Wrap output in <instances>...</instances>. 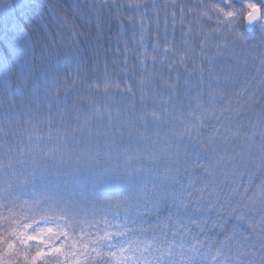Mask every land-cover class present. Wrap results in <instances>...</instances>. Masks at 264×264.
I'll use <instances>...</instances> for the list:
<instances>
[{"label":"snow or ice","instance_id":"obj_1","mask_svg":"<svg viewBox=\"0 0 264 264\" xmlns=\"http://www.w3.org/2000/svg\"><path fill=\"white\" fill-rule=\"evenodd\" d=\"M34 12L0 0L25 45L0 64V221L45 245L33 264H264V51L213 53L186 0ZM64 176L74 200L25 198ZM26 208L63 221L46 229L56 243L22 230Z\"/></svg>","mask_w":264,"mask_h":264},{"label":"clouds","instance_id":"obj_2","mask_svg":"<svg viewBox=\"0 0 264 264\" xmlns=\"http://www.w3.org/2000/svg\"><path fill=\"white\" fill-rule=\"evenodd\" d=\"M25 4H30L35 8L34 16L35 19L39 16L42 11V5L45 0H22ZM103 3V0H61L62 7L71 16V9L73 6H87L92 3ZM200 4V21H215L213 27L208 28L206 31L208 38L212 42L213 53H225L229 49L237 44H260L264 45V0H242V6L236 7L233 0H199ZM259 26L260 38L257 40L256 35L248 37L245 36L243 29L251 28L254 24ZM74 23L73 20L69 19V24ZM204 25V24H203ZM0 30L6 31L11 34L16 40V52L12 58V61L16 60L18 54H21L24 50L23 38L14 32V29L9 26L6 22V18L0 16ZM28 35L27 33L25 34ZM29 39L35 42L38 46H44L39 36V32L34 33ZM61 57V72L71 73L72 72V54L65 55L63 49L59 50ZM81 56L87 55V50L80 53ZM220 59L225 57L220 56ZM9 62V66L11 67ZM5 213V217H7ZM32 214L23 215L17 217L21 224L30 223L31 227H25L22 230L29 235H42V238L46 242L56 243L57 238L54 233H48L47 228H55L57 223H63V221H57L56 219L45 220L42 216L37 213L35 219H29ZM38 221V222H37ZM20 225L16 223H9L7 219L0 221V237L5 241L15 240L17 250L10 252L7 247V243L0 244V264H33L32 257L38 249H42L45 245H41L37 241H24L22 244L20 240H16L12 235L11 230L19 228ZM30 230V231H29ZM28 254V259H25L24 254ZM55 257H46L40 260L39 264H56ZM62 264V261H61Z\"/></svg>","mask_w":264,"mask_h":264},{"label":"trees","instance_id":"obj_3","mask_svg":"<svg viewBox=\"0 0 264 264\" xmlns=\"http://www.w3.org/2000/svg\"><path fill=\"white\" fill-rule=\"evenodd\" d=\"M186 1L187 3L188 1L192 2L191 0H186ZM210 26L212 27V25ZM204 27L207 28V25H204ZM244 34L246 35L245 32ZM15 52H16L15 38L11 34L7 33L6 31L0 30V64L5 63V61L11 62V59L15 55ZM249 58L250 57H248V60ZM247 66H249V64ZM47 183L49 185L48 188H45L42 184L38 185L35 188V190H33L30 187L28 189V195L25 198H31L33 195L37 197L45 196V195H54L55 197L63 199V200H69V199L74 200L76 198L73 195V181L69 179L67 176L61 177L59 179H57L56 177H49ZM55 185H60V188L54 191L53 187ZM65 185L67 187H65ZM35 211H36L35 209H32L30 211L29 209L26 208L23 210L22 215H29Z\"/></svg>","mask_w":264,"mask_h":264},{"label":"rangeland","instance_id":"obj_4","mask_svg":"<svg viewBox=\"0 0 264 264\" xmlns=\"http://www.w3.org/2000/svg\"><path fill=\"white\" fill-rule=\"evenodd\" d=\"M192 2H190V1H188V3L189 4H191V5H193V6H196L197 7V11H200V4H199V0H191ZM186 3H187V1H186ZM233 3L235 4V6L236 7H241L242 6V0L241 1H238V0H233ZM203 24L204 25H207V28L206 27H204L205 28V30H207L208 28H210L211 26L210 25H212V27L215 25V21L213 20V21H203ZM243 31H244V29H243ZM254 35H256V37H257V40H259V38H260V34H259V26H257L256 28H255V30L253 31V32H251V33H249V34H246L245 36H248V37H251V36H254ZM250 44H251V42H250ZM257 45V49L255 50L256 51V53H257V55L261 52V51H264V46H262V45H260V44H256ZM243 58V57H242ZM249 60H251V61H249ZM249 60H248V64H249V66H247L248 67V69L251 71L253 68H254V66H255V62L251 59V57L249 58ZM257 63H258V60H257ZM247 64V65H248ZM30 231V230H29Z\"/></svg>","mask_w":264,"mask_h":264},{"label":"water","instance_id":"obj_5","mask_svg":"<svg viewBox=\"0 0 264 264\" xmlns=\"http://www.w3.org/2000/svg\"><path fill=\"white\" fill-rule=\"evenodd\" d=\"M257 25H258V22H257V24H254L253 26H251L250 29L249 28H245V31L252 32Z\"/></svg>","mask_w":264,"mask_h":264},{"label":"flooded vegetation","instance_id":"obj_6","mask_svg":"<svg viewBox=\"0 0 264 264\" xmlns=\"http://www.w3.org/2000/svg\"><path fill=\"white\" fill-rule=\"evenodd\" d=\"M241 1V0H240Z\"/></svg>","mask_w":264,"mask_h":264}]
</instances>
